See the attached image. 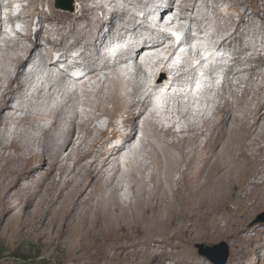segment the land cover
<instances>
[{
  "label": "bare ground",
  "instance_id": "bare-ground-1",
  "mask_svg": "<svg viewBox=\"0 0 264 264\" xmlns=\"http://www.w3.org/2000/svg\"><path fill=\"white\" fill-rule=\"evenodd\" d=\"M120 1L134 6L136 0H107V4L98 3L96 0H79L78 10L75 12L55 10L59 17H56L58 22L47 18L52 23H58V26H53V30L48 33L47 39L43 33L45 20H40L41 26L35 32L34 23H29V28L22 36L26 44L20 45L16 42L15 46L10 45L16 52L12 59V67L0 70V212L7 215L17 211V216L24 227L30 221L39 219L48 195H41L42 192L35 189L36 187L29 186L23 189L18 187L23 178L33 179L35 173L49 164L50 173L46 175V180L50 182L45 185L52 198L51 210L46 216H52L53 219L50 222H47L48 219L44 220L48 225L60 228L75 227L77 223L71 224L70 220L78 216L81 207L91 204L93 192L103 187V180L109 178L114 188L103 199L105 207L98 206L97 211L111 212L110 207H114L124 212L128 208H135L138 214L134 220L125 212H121L122 215L113 220L96 212L97 218L100 217L101 228L121 229L123 226L127 227L126 224H131V221L140 226L149 220L148 213L153 211V221L150 219L148 221L150 225L147 226L150 231L147 242L156 238L157 229L161 225L175 221L178 223L176 229H182L192 223L197 235L203 239L225 236L234 239L237 244L253 243L256 237L249 238L248 232L255 229L243 228L242 225L264 209V54L258 57L248 54L249 47L245 45V34L253 30L256 34L264 36V32L256 30L257 25L264 29V17L259 11L256 18L243 12L239 20L229 21L231 23L228 25L233 32L226 35L223 28L217 30L221 35L217 53L232 52L234 68L225 76L229 89L227 86L217 91L215 102L207 99L209 92L197 91L196 96L184 94L195 91L192 87L194 83L217 82L215 68L202 71L201 65L204 62L201 63L198 54H189L191 63L189 61L185 66L178 61L186 59L185 55L181 54L184 53L182 48L186 49V46L183 44L181 50L176 52L177 42L183 40L191 46L195 43L196 37L193 35L186 38L182 32L171 33L170 27L165 31L163 28V32H156L158 28L155 27L147 29L141 16H133L128 27H122L125 35L119 30L114 33L113 29L116 28L114 20H125L128 17L127 10H122L119 6ZM176 1L169 0L168 7L167 4L160 5V8H164L162 12L168 13L167 10L175 5ZM51 2L49 1L50 6ZM137 2L145 4L144 19L160 11L159 6L149 5L151 7L149 8L148 3L142 0ZM198 2L199 0H183L180 5L182 12H194L199 8ZM111 6L117 9L110 10ZM96 9L104 11V15L92 19L90 13ZM22 10V4H13L12 16L22 18ZM2 11L8 12V9L2 8ZM169 13H173V10ZM3 18L6 19V15ZM181 18L188 19L182 15ZM199 19L195 17L191 20L198 23L201 21ZM20 24L16 22L15 28L17 29ZM4 27L5 25L0 26V42L6 33ZM61 29L68 32L63 42L74 39L67 50L64 48L61 50L63 53L56 54L58 61L55 64L57 66L60 63L66 64L67 67L65 75L69 81L63 83H68L67 87L73 88L72 92L65 89L66 102L58 101L54 97L62 91L63 83L61 85L55 82L48 90L39 87L33 92L35 73L31 72V77L25 81L29 76L25 70L31 61L36 60L38 65H41L45 54L47 57L52 55L47 53L48 51L44 53L46 48L41 40H47L48 44H57L51 35L59 33ZM144 34L147 38L142 36ZM115 35H118L120 40H128L131 37L127 42L130 46L128 45L123 54L118 51L116 53L118 55L104 56L103 51L113 43ZM216 35H212V39L218 36ZM139 41L143 44L137 48V60L141 52L148 50L147 57H143V60L149 61L146 69L149 70L156 63L157 65L148 73L152 78V83L147 89L148 94H142L140 88H134L132 92L124 95V90L131 86L125 80L127 69H123L122 66L130 59L129 55L135 51V44ZM171 41H174L172 46L169 45ZM234 43H237V46ZM166 44H168L166 52L156 50L164 48ZM91 47H95L94 52L86 54L85 51ZM77 49L82 51L78 50V54ZM124 54H128L125 59ZM166 56L169 58L164 61L163 58ZM215 56L216 54L212 57ZM130 66L134 69L132 63ZM74 69L82 72L81 79H70L72 77L69 72ZM119 69L120 73L117 72ZM105 72H111L110 74L114 76H106L103 83L102 79L97 78ZM231 77L237 81L235 86L231 84ZM255 78L258 79L255 81ZM260 78L263 83L261 81L259 83ZM75 80L83 82L77 83ZM235 88L242 89L241 96H238ZM43 93L49 94L50 102L53 101L52 105L46 106L41 103ZM78 94L84 98L81 99ZM250 95L251 98H248ZM129 96H135L136 99L124 102L128 115L122 125L117 126L116 122H109L106 125L107 130L95 125L96 120L113 114L109 110V105L112 104L114 110L120 108L118 106L120 103H116L120 101L122 103ZM152 98H165L167 101L163 100L162 104L154 101L152 104L150 101ZM186 98H190L189 102ZM25 99L35 100L28 110L24 108ZM17 101L18 105L14 106ZM212 102L215 104L209 108ZM181 103H187L184 105L188 107L176 110L175 104L180 107ZM79 104L91 108L92 111L81 112ZM40 106L45 108L44 111L36 110V107ZM23 113L25 116H20ZM93 113L99 117L93 116ZM82 115L85 120L79 125L78 120ZM39 123H43V126L40 127ZM177 125L180 129H177ZM20 128L25 129L21 130L19 135ZM108 133H111L110 137ZM139 133L143 136L137 139ZM166 137H172L174 140L168 142ZM141 145L154 147V160L165 166V180L157 185L162 193V201L155 207H152L151 198H148V195L152 196L154 193L147 189V181L137 178V173L145 172L143 160L137 149ZM13 149L15 154L10 152ZM129 151L130 156L127 155ZM122 166L131 170L130 175L138 183L130 186L135 191V199L127 196L125 202L117 207L114 203L116 191H125V184L119 179ZM56 171L60 174L59 181L54 177ZM157 179L156 177V181ZM59 188L63 189L59 191ZM38 197H42L40 203H36ZM94 210L88 209L85 216L94 219L95 213L92 214ZM86 217L84 221L87 220L92 225L96 222L94 220H97L90 218L94 221L91 223ZM212 228L214 232L208 234Z\"/></svg>",
  "mask_w": 264,
  "mask_h": 264
},
{
  "label": "rangeland",
  "instance_id": "rangeland-1",
  "mask_svg": "<svg viewBox=\"0 0 264 264\" xmlns=\"http://www.w3.org/2000/svg\"><path fill=\"white\" fill-rule=\"evenodd\" d=\"M6 1H8V3H6ZM49 1H52L51 6L49 4ZM137 1L138 0L134 2V6H129L128 4L123 3V1L119 2L120 4L119 6L122 8V10L123 9L127 10L128 17H126L125 20L122 19L114 20V25L116 26V28L113 29L114 33H116L119 30L122 34L125 35V31L122 29V27L123 26L128 27V23L131 19H133V16L136 17L141 16L143 24L144 26H146L147 29H150V23L153 22L155 24V28H158V30L156 29V32L157 31L163 32L164 30H167V28L169 27L171 28V25L173 27L181 26L183 30L185 29V27L189 30L196 29L202 36H209L212 39V35L213 36L214 34L216 35L217 30L220 27L223 28V30H225L226 35L233 32V30L230 28V25H228L231 23L229 21L239 20L243 12H246L249 16L256 18L257 16L256 14L259 11L260 15L264 17V0H199L198 2L199 8L194 12L193 11L182 12L180 5L182 4L183 0H177L175 2V5H173L174 7L172 6L169 8V10H167L169 12L173 10V13H169V12L163 13L162 11L164 8H160L162 5H166V4H167L166 6L168 7L170 5L169 0H142V2L148 3V7L149 5L150 6L155 5L157 7L159 6L158 10H160L150 16L148 15L144 19L145 8L143 6H145V4L141 5ZM0 2H2L0 3V16H1L0 26L5 25L4 30L6 32L1 37V42H0V70L6 67L7 68L12 67V59L16 56V52L12 50L13 49L12 47L13 45L15 46V44H17L18 42H19L18 44L20 45L26 44L22 36L24 34L23 32L27 31V29L29 28L30 22L34 23L33 32H35L41 26L39 24V21L45 20L44 23L45 27L43 33L45 34L47 39L48 38L47 35L51 30H53V26L54 27L58 26V23H52L49 20H47V18L55 19L54 21H56L57 20L56 17H58V13H56L55 10L60 12L63 11L75 12L78 10V5H79V0H75L73 5L74 10L70 11V10L58 9L56 7V0H0ZM96 2L98 3L102 2V4H107V0H96ZM15 3L22 4V8H23L22 18H19L18 16L16 17L12 16V5ZM1 4L4 5L1 6ZM91 4H93V2ZM2 8L5 10L8 9V12L7 11L3 12ZM109 9L114 10L117 8L111 6ZM168 14L169 15L173 14L172 19L171 21L169 20L170 22L168 21L167 25L166 24L165 26H163L164 24L161 25L163 28H165L162 31V28L159 27V25L156 22L157 20L163 22L164 18L162 21L161 15H163L162 17H164L165 15L167 16ZM4 15H6L7 17L6 19L3 18ZM103 15H104V11L100 9H96L94 10V12L90 13V17L92 19H96ZM181 15L187 16L188 19L181 18ZM195 17L198 19L200 18L199 20L201 21L198 23H193L191 19H195ZM16 22L21 23L17 29L14 26ZM56 22H58V20ZM198 24H199L198 27H202V29H198L197 27ZM59 27L62 28L61 25H59ZM19 28H21L22 30ZM256 30L262 33L264 32V29H260L259 25H257ZM7 32L14 34V37H9L8 35L9 33ZM255 32L256 31L253 30L246 32L245 45L249 47V53H248L249 55H254L255 57H258L264 54V36L258 35ZM199 33L194 32L193 35L196 36ZM145 34L147 36L149 35V33H145ZM145 34L142 36L145 37L146 36ZM217 35H216L217 39L216 38L212 39L214 44H216L215 45L216 47L221 39V35H219L218 33ZM67 36H68V32L64 29H61L59 33H55L51 35V38L56 40L57 44H48L47 40L44 39L41 40V43L46 48L44 50V53L48 51L47 53L50 54L52 53V55L50 56L51 57L50 59V57H47L45 54V58L42 60L41 65H38L37 61L34 60L31 61L30 63L31 65L29 64L28 67L26 68L25 72L29 76L25 78V81L29 80V77H31L30 76L31 72L35 73V74L33 73L35 75L33 76V85L35 86L33 88V92L34 90L36 92L39 87L45 88V83L48 84V89H49L51 88L52 84L55 82L57 83L59 82L62 85L63 81L66 82L68 80L67 76L65 75V73H67L65 71L67 68L65 67L66 64L60 63L59 64L60 68H59V65L57 66L54 63V59H53L54 56H56L55 58H57L56 54L62 52L64 48H65L64 50H67V48L70 47V44L74 42V39H69L63 42L64 38H66ZM147 36L145 38H147ZM186 38H188V36ZM129 39L131 40V37H129ZM128 40L125 39L120 40L118 35H115L114 40L112 41L113 43H111L109 47L103 51L102 54L104 56L105 55L115 56L118 55L116 54L118 51H120V54L125 53L124 52L125 49L130 46L129 43H127ZM142 44L143 43L139 41L135 45L136 46L139 45L140 48ZM172 44H174V41L169 42V45L172 46ZM234 45L237 46V43H234ZM94 49L95 47H91L89 48V50L87 51L84 50V51L86 52V54L90 55L92 52H94ZM184 49L185 47L182 48V51ZM78 50L79 49H77L76 51L77 53L79 51H82V50L79 51ZM189 54L197 55L198 51L191 53L190 50L188 52V55ZM124 55H125L124 56L125 59L126 55L128 54H124ZM220 55H222L221 56L222 60L227 59V63L223 65L224 67V71L222 74L223 79L218 83L219 87L215 91V94L217 96H218L217 91H220L228 86L227 84L228 81L227 79H225L226 78L225 76L228 74L229 70L234 68V63L232 62L233 59L232 52H228L227 54L220 53ZM188 59L186 58L178 61L181 63V65L185 66V64H187L189 61L191 63L189 56ZM143 62L144 64H147L149 61L146 59L143 60ZM113 63L114 62H112V64ZM155 65H157V63L154 64L152 68H154ZM254 65L256 66V64H253V66ZM122 67L123 69L126 68L124 66ZM33 68L35 69L38 68V69L35 70ZM152 68H150L148 71H144L141 69V67H139V65H136V67L134 66L135 73L127 74L125 78V80L130 83L129 85L131 87L126 88L124 90V95H126L130 91L132 92L133 91L132 89L134 88L135 89L140 88L142 94L145 95L148 94L149 91H147V89L152 83V78L149 77L148 73ZM211 69L212 68H210V70ZM28 70L30 71L28 72ZM221 70L222 69H218L219 72ZM215 71H217L216 68ZM117 72L120 73V69L117 70ZM110 73L111 72L109 73L105 72V75L107 77L109 76L113 77L114 75L112 76ZM256 79L258 78H255V81ZM103 80L102 81L104 83L106 81V77H104ZM231 81H232L231 84L235 86L237 81L232 79V77H231ZM260 81L261 78L259 80V83ZM65 82L62 85V91L59 92V94L61 93L62 96L60 98L57 96V94L54 96L55 98L58 99V101L64 100V102H66L67 98L65 97V89L66 90L72 89L73 91V88L72 87L68 88L67 87L68 83L66 84ZM261 83H263V81H261ZM227 88L229 89V86ZM235 91L238 94V96L242 95V89L235 88ZM68 92L70 91L68 90ZM78 95L80 96V98L82 97L81 94ZM43 96L44 93L42 95V99L40 100L42 101L41 103H43V105L46 106L52 105L53 101L50 102L51 100H49L45 102L43 101ZM217 96H215L213 101L217 99ZM64 97L66 99H64ZM248 98H251V95ZM134 99H136L135 96L134 97L129 96L128 98H125V100L122 101V103L121 101L117 102L116 104L120 103L118 104L120 108H117L115 110L113 109L112 104L109 105V110H111L113 114L111 113V115L104 117L103 118L104 123L109 124V122H116L117 126H120V124L122 125L123 121L127 118L128 115V111L125 108L124 102L128 103ZM163 100L166 99L165 98L150 99L152 104L155 103L156 101L159 104H162ZM68 101H69V95H68ZM18 102L19 101H17L14 104V106H17ZM23 102H24L25 110H28V107H30L33 103H35V100L29 99L28 101V99H25ZM184 104L187 103H181L180 107H178L177 104H175L176 110H182V108L184 110L186 107H188L187 105ZM212 104L215 103L212 102L209 105V108H212ZM43 109L45 108H43L42 106L36 107V110L44 111ZM79 110L81 112L83 111L90 112L91 108L86 106H81L79 104ZM92 115L99 117L98 115H94V113ZM20 116H25V113L21 114ZM84 120L85 117L83 115L80 116L78 120L79 125L83 124ZM38 125L41 127V125L43 126V123H39ZM39 126L38 128H40ZM176 127L177 129H180L178 125ZM24 129L25 128H20L18 132L19 135L21 133V130L24 131ZM149 130L150 129H148L147 131L149 132ZM85 135L86 133L83 134V136ZM107 135L108 137H110L111 133H108ZM142 136L143 134L139 133L137 135V139H140ZM166 140L168 142H172L174 139L172 137H166ZM153 143L155 144V142ZM137 149H138V155H140V157L143 160L142 165L144 166V170H145L144 174L137 173V178L145 179L147 181L148 183L147 189L152 190V192L154 193L152 196L148 195V198L149 199L151 198L152 207H155L157 206L158 203L162 201V196H161L162 193L158 189L157 185L158 183H161L162 181L164 182L165 180L164 179L165 166L163 163L162 164L157 163L154 160L153 158V155L155 153L154 147H149V146L144 147L141 145ZM10 152L12 154H15V149L11 150ZM128 154L130 156V151L127 152V155ZM49 169H50V165L46 164L43 169H40L37 173H35L33 179L31 178L28 180L26 178H23L20 181L18 187V189H23L24 187H29V186L36 187L35 189L42 192L41 195L44 194L48 195L49 198L46 201L44 208H42V214H40L41 217L40 216L38 217L39 219H36L32 222L30 221L24 227L22 225V222L19 220L20 219L19 216H17V211L16 212L13 211L14 214L12 212L7 215L2 214L0 212V214L3 215L2 217L0 215V264H201V263L215 264L210 259L200 255L198 246L201 244H204L208 247L220 246L221 244H226L230 254L227 264H264V222L259 221L260 216L264 214V209L256 213L253 217H251L249 220L244 222L242 225L243 228L255 229L254 231L248 232L249 238L254 239L256 237V241L254 239L253 243L243 242L237 244L234 241V239L225 236L214 237L212 239H203L197 235V231L192 226V223L190 224V226H185L182 229H176L178 223L175 221L172 222L169 221L168 224L161 225L159 229H157L158 234L156 235V238H152L151 242L149 241L147 242L149 238L148 235L150 232L148 231L149 228L147 226L150 225L148 223L150 219L153 221L152 218L153 211L148 213L150 217L149 220L147 222H144L140 226L135 225L134 221H131V224H126L128 226L127 227L123 226V228L121 229L116 228L115 230L112 228H107V229L101 228L100 220H99L100 217L97 218L96 212L97 214H103L107 218H111L113 220L114 218L118 219L120 217V214L122 215V213L124 212L128 214L130 217L134 218V220H135V216H137L138 214V211L135 208H128L124 210V212H122L121 210L122 213L114 207H110L112 209L111 212L110 211L106 212L103 210L99 212L97 211V208L105 207L103 206L104 204L103 199L104 197L106 198L114 188L111 185L112 180H109V178L103 180L104 182L103 187L98 188V190L93 192L91 204L89 206L81 207L82 210L80 209L79 211L80 213L78 214V216H75V219L73 218L72 220H70L71 224L77 223L75 227L71 226L72 228H60L55 225H48L44 222V220L48 219L47 222L48 221L50 222L53 219L52 216L49 217L46 216L48 211L51 210L50 205L52 198V194L46 191L47 187L45 185L50 182V180H46V175L50 173ZM56 172L54 177L56 181H59L60 174L58 173L59 171L57 173ZM130 173L131 170L129 168L122 166L121 173L119 174V179H121L125 184L124 187L125 191L123 190L116 191L115 194L116 198L114 200V203L117 204L116 205L117 207H119L121 203L125 202L124 200L127 196L132 199H135V195H136L135 191L134 189H131L130 186L136 185L138 181L135 178H133L130 175ZM156 177L158 178L157 179L158 182L156 181ZM62 189L63 188H59V191H61ZM65 192L68 193L67 191H63V193ZM123 194H125L126 196H123ZM170 195L171 194H169V196ZM41 199L42 197H38L36 203H40ZM88 209H95L92 212V214L94 215L95 213V218L97 220H94L95 218L93 219V217H90L92 220L96 221L95 223H93L94 221H92L89 218V216L88 218L85 216V213L88 211ZM84 216L89 221L91 220V223H93L94 227L92 224H89L87 220L84 221L85 219ZM119 221L121 223V220ZM122 225H124V223ZM212 232H214V228L210 229L208 231V234ZM120 247H122V249H120ZM223 251L224 249L220 248L216 253H220ZM254 251L256 252L255 254Z\"/></svg>",
  "mask_w": 264,
  "mask_h": 264
},
{
  "label": "clouds",
  "instance_id": "clouds-1",
  "mask_svg": "<svg viewBox=\"0 0 264 264\" xmlns=\"http://www.w3.org/2000/svg\"><path fill=\"white\" fill-rule=\"evenodd\" d=\"M6 3H8V1H6ZM174 15H175V12H174ZM172 16H173V14L172 15H167V16L165 15L164 16V21L162 23H161L160 20L158 21L157 19H156L157 20L156 23L159 25V27H161L163 29V27L161 25L162 24H166L167 25L168 21L172 19ZM154 27H155V24L153 22L150 23V28H154ZM179 32L184 33L186 36H192L194 32L199 33L196 29L195 30H193V29L189 30V29H187L185 27V29L183 30L181 26H174L173 27L171 25V33L177 34ZM7 33H9L8 34L9 37H14V34H11L10 32H7ZM23 33H26V31L23 32ZM171 33H170V35H171ZM195 37H196L195 43L193 45H191V46L188 45L187 43H185L183 40L178 41L177 44H176V50L175 51L179 52L181 50L182 45L185 44L186 49L183 50V52H184L183 55H185V57L187 59H188V52L190 50L192 51L191 53H193L194 51H198V55H199V57L201 59V63L204 62V64H202V65L200 64L202 66V71H210V68H216L217 71H216V73L214 75L216 76L215 80L217 82L215 83L214 81H212V82H205V83H200V82L194 83L192 85V87L195 88V91L193 93L187 92V93H184V94L185 95L190 94V95L196 96L197 95V91H199L200 93L209 92L210 94L208 95L207 99L212 101V100H214V98L216 96L215 91L219 87L218 83L223 79L222 78V74H223V71H224L223 65L227 63V59L222 60V57H221L222 55H220V53L219 54L217 53V47L215 46V44H214L213 40L211 39V37L202 36L200 33L198 35H196ZM139 45H137L136 48H135V51L132 52L129 55L130 59L124 65V67H126V69H127V73L128 74L135 73V70L133 68H131V66H130L131 63L135 67H136V65H139V67H141V69L144 70V71L148 70L146 68H147V65H149V64L148 63L144 64V62H143V57H147L145 55H146L148 50L144 51V53L141 52L140 55H139V60H137L136 51H137V48L139 47ZM149 45L151 46L152 44H149ZM167 47H168V44H166V46L164 48H160V49H156V50H162V51L166 52ZM150 48L153 49L154 47H150ZM215 54H216V56L212 57ZM163 60L165 61L166 59H163ZM57 61H58V57L54 59V63L57 62ZM196 64L198 65V62ZM220 66H221V68H220ZM218 69H222V70L219 72ZM225 69H226V66H225ZM202 71H200V73H202ZM69 74L72 77V78H70L72 80H74L73 78H79V79L82 78L81 77L82 76V72L80 70H78V69L71 70L69 72ZM104 77H106V75L105 74H101L97 79L101 78L103 80ZM75 81L77 83L83 82V80L82 81L75 80ZM45 88L48 89V84L47 83H45ZM68 90L70 92L72 91V89H68ZM57 96L60 98L62 95H61V93L60 94L58 93ZM189 99L190 98H186V100L188 102H189ZM49 100H50L49 99V95L44 93L43 101L47 102ZM176 120L177 119H175V121ZM95 125H98L99 127H101L102 130H105L107 124L104 123L103 119H99V120H96Z\"/></svg>",
  "mask_w": 264,
  "mask_h": 264
},
{
  "label": "water",
  "instance_id": "water-1",
  "mask_svg": "<svg viewBox=\"0 0 264 264\" xmlns=\"http://www.w3.org/2000/svg\"><path fill=\"white\" fill-rule=\"evenodd\" d=\"M74 1L75 0H56V7L58 9L73 11ZM259 221L264 222V214L260 216ZM220 248L224 249V251L220 253H216ZM198 249L201 256L210 259L215 264L228 263L230 254L226 244H221L220 246H213V247H208L204 244H201L198 246Z\"/></svg>",
  "mask_w": 264,
  "mask_h": 264
}]
</instances>
